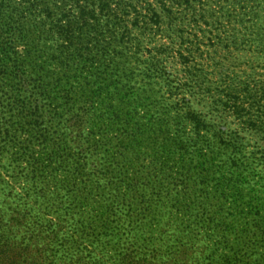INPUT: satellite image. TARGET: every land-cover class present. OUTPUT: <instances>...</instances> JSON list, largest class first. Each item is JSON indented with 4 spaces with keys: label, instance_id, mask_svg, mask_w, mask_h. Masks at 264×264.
Masks as SVG:
<instances>
[{
    "label": "trees",
    "instance_id": "trees-1",
    "mask_svg": "<svg viewBox=\"0 0 264 264\" xmlns=\"http://www.w3.org/2000/svg\"><path fill=\"white\" fill-rule=\"evenodd\" d=\"M25 1V10L32 17L41 18L33 29L29 26V18L24 16L15 18L9 15L3 24L9 0H0V19H3L0 24V147L8 144L16 150L12 154L15 161L28 158V162L46 176L44 184L50 178L57 179L58 171L64 173L65 179L59 180V183L65 197L60 198L62 202L57 207L62 208L66 202L68 206L63 211L70 216L71 206L76 209L94 202V191L106 194L114 190L118 197L111 208L99 206L93 210L105 229L110 216L121 226L127 225L130 233L125 236L126 241H133L135 245L154 240L157 229H163V234L169 229L177 231L174 232L177 241L189 242L197 236L201 227L204 239H217L220 246L212 252L208 264H243L242 252L249 244L258 245L255 248L257 254L260 249L264 250V214L261 210L244 212L217 207V204L223 205L230 198L235 202L245 198L240 187L236 186L243 183L247 171L241 169L243 164L238 166L242 159L248 160L240 144L217 135V144L224 148L217 157H227V153L231 152L228 159L233 163L232 168L237 165L233 170L230 168L229 176H223V167L215 165L217 157H209L202 148L195 151L193 158L188 154L186 134L182 130L184 125L192 127L196 144L206 140L204 132H210V126L193 112L189 104L177 102L170 106L158 102L146 95L148 92H139L131 82L125 81L133 78L134 71L146 68L144 77L156 81L149 83L160 84L158 81L164 82V75L158 65L173 60L182 65L188 81L183 84L168 81L166 85L171 97L179 96L184 90H194L192 84L199 82L202 71L198 67L205 65L201 62L216 60L220 57L218 52L231 49V42L228 38L223 40L219 37V43L207 39L209 44H206L203 38L213 32L204 30L201 25V32L189 34L185 28L186 18L175 11V5L187 4L191 9L197 2L205 5L216 1L233 6L242 4L245 5L242 7L243 16L258 20L253 26L256 29L261 22L264 0H73V8L67 6L66 0ZM213 10L212 7L203 9L200 17L193 21L198 23L202 20L206 25L211 22L209 19H214V25L219 24V17L216 18ZM223 14L229 22L235 18L233 13ZM157 36L164 43L154 48L143 47L147 37ZM17 37L26 45L23 52L15 44ZM85 38L90 43H97V46L86 50L77 48L76 43ZM104 39L113 44L123 41L126 51L118 52V48L111 43L105 46ZM49 42H54V45L47 47ZM132 63L137 67L128 69L127 66ZM113 64L116 66L113 67ZM244 90L249 92L250 86ZM208 91L211 92L210 89ZM25 93L28 97L24 96ZM231 99L225 102V109L245 119L249 128L260 129L264 112L258 109L257 112L263 114L254 118L251 110L255 104L248 109L238 103L239 98L236 97L233 103ZM173 128L178 134L182 132L181 135L172 136ZM73 132L77 134L75 139ZM14 133L27 137L23 145L17 144ZM112 134L114 139H111ZM36 143L41 146L40 151L35 150ZM209 148L210 144L206 149ZM149 153L153 154V160L148 165L142 164V157ZM122 160L129 165L128 171L136 170L138 176L139 172L145 176L122 179ZM217 167L221 169L222 176L219 178L209 181L203 176L204 173H218L214 169ZM174 175L179 177L174 180ZM251 175L254 178L258 176ZM192 176H195L194 189L199 187L201 195L198 199L194 198L191 205H198L199 211L190 208L174 210L173 207L166 211L154 209L152 197L157 201L159 196H146L142 192L159 186L167 189L171 185L181 187ZM102 182H106L107 186L100 185ZM210 183L213 185L210 186ZM183 187L186 190V186ZM192 194L196 197V193ZM123 209L127 210V214L119 217L116 212ZM248 218H252L253 223L238 232L237 222ZM9 221L17 228L25 218L13 216ZM141 228L148 231V237L144 238V233L136 232ZM192 228L195 230L191 236L188 231ZM56 230L50 225H36L28 228L29 234L20 241L13 229H8L6 234L2 232L0 264L51 263L50 245L59 237ZM232 236H240L246 243L244 247L234 248L233 243L242 242L232 240ZM222 248L225 255L216 258ZM136 251L142 253L143 245H138L137 250L132 252ZM153 252L155 254L151 257L155 262L160 256L159 252ZM187 253L196 252L190 254L185 249L182 251L183 258H187ZM125 255L126 263L134 256ZM152 260L149 264H155Z\"/></svg>",
    "mask_w": 264,
    "mask_h": 264
},
{
    "label": "rangeland",
    "instance_id": "rangeland-1",
    "mask_svg": "<svg viewBox=\"0 0 264 264\" xmlns=\"http://www.w3.org/2000/svg\"><path fill=\"white\" fill-rule=\"evenodd\" d=\"M66 1L68 2L67 6L73 8V0ZM204 5L205 4L197 2L191 9L187 7V4H183L182 6L175 5L176 7L174 9L177 13L183 14L186 18L185 28L189 34L196 35L201 32V25L204 30L213 32L207 33V36L202 40L203 42L209 44L207 40L209 39L219 43V37L223 40L228 38L231 42V49L228 51L223 49L222 53L218 52L220 57L216 60L209 62L200 61L205 65L198 67L200 71L202 70L199 75V82L195 85L192 84L194 86L193 89L197 92L196 95H194V90H184L182 93H179V96L177 95L174 97H171V94H169L166 85L168 81H172L174 84H183L188 81V76L182 65L173 60L158 65L159 71L164 75V82L158 81L160 84L149 83L156 81H151L144 77L143 72H147L145 71L146 68L134 71L133 78L125 81L131 82L136 86L139 92H148L146 95L148 94L154 97L153 100L156 99L158 102H165L170 106L175 105L177 102L182 105L189 104L193 112L201 116L210 126V132L203 133L206 140L200 141L198 144L195 143L196 137L193 134L192 127L185 124L184 128H182L186 134L185 140L188 143V154L190 157L193 158L196 155L195 151L202 148L204 153L209 155V157L216 158L218 153L224 149L220 143L217 144V135L224 136L230 142H238L248 159L246 161L242 159L239 162L238 166L243 164L244 167L241 166V169H247V171L244 173L246 178H244L243 181L241 180L243 183H241V185H236L240 187L245 198L238 199L236 202L233 201V198H230L223 205L217 204V207L244 212L261 210L264 214V118L260 129L249 128L245 123V119H240L232 110H226L224 105L226 101L231 99L230 97H232V103L237 97L239 98L238 103L243 104V106L248 107V109H251V105H256L254 109L251 110L254 118L263 114L258 113V109L264 112V9L261 13V22L259 21L258 27L254 29L253 26L257 24L258 20H253L250 16H243L242 7L245 5L234 4L233 6L225 3H218L217 1ZM210 7L214 9L213 11L216 14V18L219 17V24L214 25V19L208 20L211 21L209 24H213L212 26L209 24L204 25V21L202 22V20L198 23L193 21L200 17V13L203 12V9L207 10ZM25 9V0H9L4 21L9 15L15 18L19 16L28 17L29 26L33 29L35 23H40L41 18L32 17ZM223 12L233 13L232 17L235 18L232 19V22L227 21V17L224 16ZM73 13H76L75 9ZM243 17H245V19ZM22 21L25 22L24 19ZM2 22L3 19H0V24ZM6 22L7 21L3 24ZM36 35L39 36L38 33H36ZM200 36L203 37V34H200ZM17 38H15V44L18 50L23 52L26 45ZM107 39H109V37ZM107 39L103 41L105 46L109 45V43L113 44ZM160 43H164V40L159 36L155 38L147 37L146 40H144L143 47L154 48ZM41 44L44 43L42 42ZM53 45L54 42H49L47 47ZM76 46L77 48L86 50L97 46V43L93 41L90 43L88 39L85 38L77 42ZM113 47H117L118 52L126 51L123 49V47L125 48L123 41L113 44ZM129 47H131L130 44ZM153 54L156 53L154 52ZM136 65L137 64L132 63L130 67H127L128 69L135 68L137 67ZM112 66L114 67L116 64ZM121 70L122 69H120V74ZM125 78L130 77H124L123 79ZM248 85L250 86V91L246 92L244 89ZM209 89L211 92L208 91ZM227 92H230L232 95H228ZM233 92H235L234 95ZM27 95V93L24 94V96ZM142 95L145 96L144 94ZM85 132L86 134L88 133L87 130H85ZM181 133L182 132L178 134L176 128H173L171 135L180 136ZM14 135H17V139L15 140L19 146L23 145L27 140V137H24L20 133H14ZM76 135V133H72L74 139L77 137ZM112 136L113 134L111 135V139H114ZM2 137L3 140H5V136ZM6 141L8 142L9 139ZM2 144L4 145V143ZM36 144L35 150L40 151L41 146L38 145L39 143ZM209 144L211 148L206 149ZM7 145L0 147V217L2 220L0 224V234L2 232L6 234L8 229H13L14 235H17L16 238L20 241L29 234V231L27 232L28 228H33L36 225H50L52 228L57 229L56 231L59 232V237L50 245L52 249L50 256L53 257V261L48 264H149L152 260L151 256L155 254L153 250L159 252L160 256L158 258L159 260L155 262L152 260L155 264H208L212 252L220 247L217 244V239H212L210 237L204 239L205 233L201 227L197 230V236L195 238L193 237L194 239L189 242L182 239L177 241V237H174V232L177 231L169 229L166 234H163V229H161V231L157 229L156 233L158 234L154 237V240L145 244L143 242L138 244L140 246L143 245L144 251L142 253H137V251L132 252L133 250H137L138 245H135L133 241H129L130 243L128 240L126 241L127 234L130 233V228H128L127 225L121 226L118 221H115L113 216H110L109 225H107L108 228L105 229L101 227L102 223L96 217L97 212L93 210L99 206H104L105 209L111 208L113 201L118 197V195L114 193V190L107 191L106 194L100 191H94L92 196L94 202H91L89 206L83 205L76 209L74 206H71L69 208V213L71 215L66 216L63 210L68 204L64 202L62 208L57 207L59 202H62L60 198L62 196L65 197V192L60 190L61 184L59 183V180L65 179L64 173L58 171L59 176H57V179L54 180L50 178L46 181L47 184H44V177L46 176H44L41 171L34 168V166L28 162V158H22L20 161L13 160L12 154L15 153L16 150H12ZM224 152L227 153L225 150ZM230 153L231 152L227 153V157H217L215 162L216 166L223 167L222 170L220 169L224 174L223 176L230 175V168H232L233 164L232 161L228 159L231 155ZM152 158H154L153 154L149 153L148 156L142 157L141 163L148 165V163H151V160H153ZM108 165H110L109 162ZM128 166L127 162L122 160L123 175L121 178L124 180L138 176L136 170L128 171ZM236 166L235 164L232 170ZM214 169L219 172H211L210 174L204 173L203 176L207 177L209 181L212 180L211 178L215 179L222 176L218 167ZM252 173L258 174V176L254 178L253 175H251ZM138 174L140 175L138 176L139 178L145 176V174L141 172ZM208 175H210V177H208ZM178 177V175H174V180ZM194 177L195 176H192L191 180H186L181 187L171 185L167 189L166 187L162 188V186H159L157 188L153 187L148 191L143 190L142 192L146 196H159L157 201L152 197V207H154V209L166 211L173 207L174 210H185L190 208L191 210L199 211L198 205H191L193 199H198L201 195L199 187L194 189ZM100 185L103 187L107 186L106 182H102ZM212 185L213 183H210V186ZM183 186H186V190ZM140 187L142 189L141 185ZM205 189L204 187V190ZM191 192L196 193V197H194ZM59 193L60 195H58ZM213 203H215V201H213ZM208 207L210 206L208 205ZM116 213L119 217H123L127 214V210H118ZM13 216L24 217L25 221L15 228L11 226L9 221ZM249 219L250 218L241 219L237 222L238 232H241V230L246 227L245 225L249 226V223H253L252 218ZM194 230L195 228H192L188 231L191 236ZM136 232H138V234L144 233L142 236L144 238L148 237V231L144 228L137 229ZM102 235L105 237L103 238ZM236 239H238V242L243 241L240 236L237 238L232 236V240ZM175 240L177 242H175ZM242 243H238L239 245L233 243L232 246L240 249L246 244L243 243L242 245ZM256 246L258 245L249 244L247 247H244L245 249L242 252L244 258L243 264H264V252H262L264 250L260 249L258 251L260 253L257 254V252H255ZM185 249H187L190 254L191 252L196 253H192L191 255L187 253V258H183L182 251ZM126 253L134 255L131 256L132 258L130 261L127 260V263L124 262ZM217 254L218 257L216 258H219V256L225 255V251L222 248ZM150 257L151 259H149ZM256 259L257 261H252ZM221 264H223V262H221Z\"/></svg>",
    "mask_w": 264,
    "mask_h": 264
}]
</instances>
